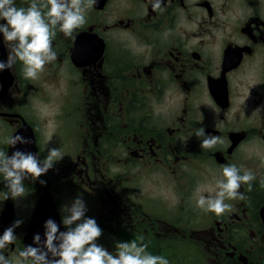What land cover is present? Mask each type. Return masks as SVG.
<instances>
[{"label":"flooded vegetation","instance_id":"obj_1","mask_svg":"<svg viewBox=\"0 0 264 264\" xmlns=\"http://www.w3.org/2000/svg\"><path fill=\"white\" fill-rule=\"evenodd\" d=\"M153 3L95 0L71 37L57 28V59L38 78L19 60L0 72V150L64 156L15 201L0 174V235L22 221L0 250L12 264L48 219L66 231L62 208L78 197L113 254L135 240L169 264H264V0ZM8 52L0 33V61ZM200 128L223 143L201 149ZM14 135L31 143L10 147ZM226 164L255 179L217 217L196 201L215 195ZM43 198L60 217L44 207L36 232Z\"/></svg>","mask_w":264,"mask_h":264},{"label":"clouds","instance_id":"obj_2","mask_svg":"<svg viewBox=\"0 0 264 264\" xmlns=\"http://www.w3.org/2000/svg\"><path fill=\"white\" fill-rule=\"evenodd\" d=\"M95 0H32L29 7L17 8L14 0H0V33L8 42L7 61H0V72L11 69L17 60L23 64L22 72L25 79H36L47 63L57 59L52 41L57 28L65 37H71L75 29L86 23V11ZM160 7V0H155L153 9ZM195 136L200 141L201 149H211L217 143H223L220 137L206 133L204 128L196 130ZM10 147L29 144L31 141L22 135L7 137L4 141ZM64 156L58 148L47 150L46 157L41 160L37 154L16 150L8 155L0 150V174L6 182L7 191L4 199L18 200L25 195L24 181L36 180L54 163ZM251 171H244L235 164L222 167V178L216 182L215 195H200L197 206L205 212L214 213L217 217L231 210L225 200H243L238 190L242 184L254 181ZM41 183H46L41 181ZM86 205L82 198L74 199L70 205L62 208V224L66 231L61 232L52 219L44 224V241L36 234L31 245L24 246L18 252V264H169L164 256L152 255L146 251L148 245L135 240L117 242L115 254L108 251L95 241L102 235L101 228L93 218L86 217ZM21 220L4 230L0 235V250L16 240L15 229ZM143 240V238H141ZM0 264H12V261L0 252Z\"/></svg>","mask_w":264,"mask_h":264}]
</instances>
